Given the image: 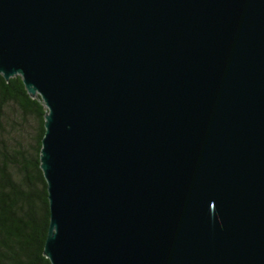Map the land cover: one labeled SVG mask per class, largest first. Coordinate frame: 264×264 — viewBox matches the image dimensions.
<instances>
[{
	"label": "water",
	"instance_id": "1",
	"mask_svg": "<svg viewBox=\"0 0 264 264\" xmlns=\"http://www.w3.org/2000/svg\"><path fill=\"white\" fill-rule=\"evenodd\" d=\"M0 73L46 108L50 264H264V0H0Z\"/></svg>",
	"mask_w": 264,
	"mask_h": 264
},
{
	"label": "trees",
	"instance_id": "2",
	"mask_svg": "<svg viewBox=\"0 0 264 264\" xmlns=\"http://www.w3.org/2000/svg\"><path fill=\"white\" fill-rule=\"evenodd\" d=\"M44 103L0 73V264H50L48 184L41 168Z\"/></svg>",
	"mask_w": 264,
	"mask_h": 264
}]
</instances>
